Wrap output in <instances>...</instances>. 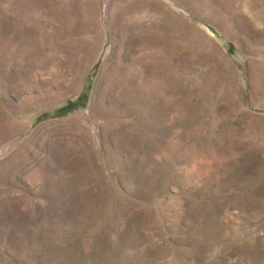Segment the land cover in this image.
Segmentation results:
<instances>
[{"label":"rangeland","instance_id":"rangeland-1","mask_svg":"<svg viewBox=\"0 0 264 264\" xmlns=\"http://www.w3.org/2000/svg\"><path fill=\"white\" fill-rule=\"evenodd\" d=\"M0 264H264V0H0Z\"/></svg>","mask_w":264,"mask_h":264}]
</instances>
